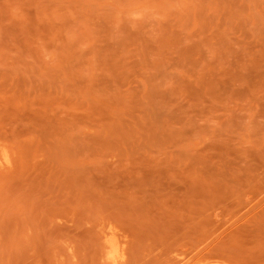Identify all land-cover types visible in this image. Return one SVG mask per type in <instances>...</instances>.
I'll return each mask as SVG.
<instances>
[{"label": "rangeland", "instance_id": "374dc122", "mask_svg": "<svg viewBox=\"0 0 264 264\" xmlns=\"http://www.w3.org/2000/svg\"><path fill=\"white\" fill-rule=\"evenodd\" d=\"M1 145L0 264H264V0H0Z\"/></svg>", "mask_w": 264, "mask_h": 264}, {"label": "bare ground", "instance_id": "6f19581e", "mask_svg": "<svg viewBox=\"0 0 264 264\" xmlns=\"http://www.w3.org/2000/svg\"><path fill=\"white\" fill-rule=\"evenodd\" d=\"M11 157L12 156L10 155L8 148L5 145H1L0 146V166H8V165L11 166V162H12ZM99 234L103 238L102 248H104V252H105L104 259L107 261V263L110 262L112 264H124L125 262H127L128 257H129L127 236L125 234H120L117 227L111 224L102 225L99 229ZM171 252L174 253L175 251L172 250ZM180 253L182 254V252ZM187 258L188 259L183 260L182 264H236L232 262V260H228V259H225L224 257H218V256L210 257L205 260H199V261L196 259H189V257ZM190 258H192V256Z\"/></svg>", "mask_w": 264, "mask_h": 264}]
</instances>
